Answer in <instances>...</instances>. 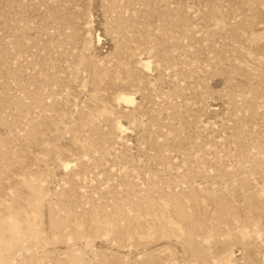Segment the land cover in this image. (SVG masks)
Returning <instances> with one entry per match:
<instances>
[{
  "label": "rangeland",
  "instance_id": "obj_1",
  "mask_svg": "<svg viewBox=\"0 0 264 264\" xmlns=\"http://www.w3.org/2000/svg\"><path fill=\"white\" fill-rule=\"evenodd\" d=\"M0 264H264V0H0Z\"/></svg>",
  "mask_w": 264,
  "mask_h": 264
},
{
  "label": "bare ground",
  "instance_id": "obj_2",
  "mask_svg": "<svg viewBox=\"0 0 264 264\" xmlns=\"http://www.w3.org/2000/svg\"><path fill=\"white\" fill-rule=\"evenodd\" d=\"M123 99L128 100V98H126V97H123Z\"/></svg>",
  "mask_w": 264,
  "mask_h": 264
}]
</instances>
